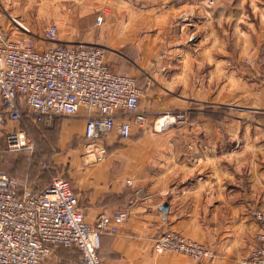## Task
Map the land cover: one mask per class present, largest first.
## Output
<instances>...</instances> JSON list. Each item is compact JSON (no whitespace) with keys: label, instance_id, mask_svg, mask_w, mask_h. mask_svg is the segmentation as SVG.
Here are the masks:
<instances>
[{"label":"crops","instance_id":"crops-1","mask_svg":"<svg viewBox=\"0 0 264 264\" xmlns=\"http://www.w3.org/2000/svg\"><path fill=\"white\" fill-rule=\"evenodd\" d=\"M50 1L61 41L118 51L145 74L142 83L147 74L153 78L140 101L148 126H134L128 139L111 133L96 142L85 138L83 116L47 124L25 115L5 127L58 123L59 145L72 148L65 177L90 224L103 212L130 209L117 234L102 236L103 260L240 264L261 245L252 210L264 205V0ZM10 2L0 3L8 10ZM75 2L79 11L69 14ZM186 8L195 17L182 24L177 17ZM97 15L104 16L102 25L84 32ZM9 16L0 30L16 35ZM173 112L185 120L171 124ZM35 183L29 185L44 186ZM165 202L167 214L160 209ZM166 231L208 245L213 256L158 254L155 241Z\"/></svg>","mask_w":264,"mask_h":264},{"label":"built area","instance_id":"built-area-1","mask_svg":"<svg viewBox=\"0 0 264 264\" xmlns=\"http://www.w3.org/2000/svg\"><path fill=\"white\" fill-rule=\"evenodd\" d=\"M6 17L0 9V20ZM194 17L189 11L180 20L190 22ZM10 19L20 33L0 30V128L19 122L24 115L47 124L56 117L83 116L84 136L96 142L111 133L128 139L134 126H148V116L140 109L143 89L135 76L110 68L105 49L82 41H61L56 23L37 35ZM95 19L90 28L103 22L102 15ZM167 118L178 125L185 115L173 112ZM6 134L13 147L24 145V130L8 129ZM104 153L100 150L99 159ZM252 212L261 226V245L240 264H264V205ZM130 216L129 208L103 212L92 225L67 179L54 176L42 191L35 192L27 183L0 173V264H42L58 245L78 248L83 264H128L105 261L99 250L102 234H117ZM155 250L196 261L214 254L208 245L175 231L159 235Z\"/></svg>","mask_w":264,"mask_h":264},{"label":"rangeland","instance_id":"rangeland-1","mask_svg":"<svg viewBox=\"0 0 264 264\" xmlns=\"http://www.w3.org/2000/svg\"><path fill=\"white\" fill-rule=\"evenodd\" d=\"M11 1L12 2L8 4V8H7L8 10H6L5 8H3L1 4L2 0H0L1 2L0 9L5 10L8 16L9 14H11L12 16L9 17H13L20 24L25 25L31 31H34V33L37 35H43V30L46 25L50 23L57 24L58 22L56 21V16H55L57 9L55 7V2L53 1L50 0H11ZM209 4L210 5L213 4V1L210 0ZM79 5L80 4L76 2L70 5L68 7L69 14L78 13L80 8ZM190 9L191 8L182 9L179 12L177 20L180 23L182 24L188 23V22L185 23L181 22L180 15L191 11ZM74 19L75 18L73 17L72 20ZM77 20H79V18H77ZM103 21H104V16H103ZM93 23H91L90 26H93ZM102 23L100 25L94 26V28H90V26H88V28L84 32L87 33L93 32V30L101 26ZM120 23H123V18L120 19ZM99 46L105 49L107 61L109 62V64L111 65L114 71L122 74L132 75L137 77V79H139L140 87L143 89V93L146 87L147 88L152 87L155 84L153 78L148 74L146 75L147 77L146 80L143 82L144 83L143 84L142 81L145 79V74L139 72L133 66L131 61H129L126 57L121 55L120 52L113 51L102 45ZM175 113L177 114L178 112ZM28 127L29 128L27 129L26 126L21 127L19 123V124H9L5 128H0V173L11 174L15 176V178L23 182H26L28 185L30 183L34 184V182L43 185L47 183L48 180H50L54 176H61L64 178L66 176L65 163L72 154L71 151L72 148L70 146L61 147L59 145L61 138H60L58 123L55 121L53 125L51 124L48 127H45L44 125H38V126L31 125ZM7 129H11V130L25 129L24 130L25 136L24 138H22V140H24L25 142L24 145H22L20 148L13 147L6 134ZM158 254H168V253H158ZM42 264H83V263L80 262V253L78 250L56 247L53 254L48 258H46Z\"/></svg>","mask_w":264,"mask_h":264},{"label":"trees","instance_id":"trees-1","mask_svg":"<svg viewBox=\"0 0 264 264\" xmlns=\"http://www.w3.org/2000/svg\"><path fill=\"white\" fill-rule=\"evenodd\" d=\"M110 65V64H109ZM110 68L112 69V67H111V65H110ZM140 86V85H139ZM29 119V117H27V116H23V118L20 120V122L23 120V119ZM32 118V117H31ZM34 119V118H33ZM35 120V119H34ZM37 123H42V122H39V121H37V120H35ZM5 128V127H4ZM87 139V138H86ZM8 174V173H7ZM8 175H10V176H12V177H15V176H13V175H11V174H8ZM65 179H66V177H64ZM52 179V178H51ZM51 179L50 180H48V182L47 183H45L44 184V186L42 187V188H40V189H34V187H32L31 185H29L35 192H40V191H42L49 183H50V181H51ZM19 180V179H18ZM21 181V180H20ZM21 182H23V181H21ZM24 183H26V182H24ZM104 234H107V233H103L102 234V236L104 235ZM102 236H101V244H102ZM56 247H63V248H67V249H76V250H78L79 251V249L78 248H76V247H66V246H63V245H58V246H55L54 247V250H55V248ZM101 248V247H100ZM100 251V250H99ZM79 253H80V262L82 263V261H81V252L79 251Z\"/></svg>","mask_w":264,"mask_h":264},{"label":"water","instance_id":"water-1","mask_svg":"<svg viewBox=\"0 0 264 264\" xmlns=\"http://www.w3.org/2000/svg\"><path fill=\"white\" fill-rule=\"evenodd\" d=\"M160 209L161 211L164 213V214H167L168 211H169V203L168 202H165L164 204H162L160 206Z\"/></svg>","mask_w":264,"mask_h":264}]
</instances>
